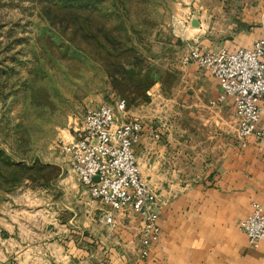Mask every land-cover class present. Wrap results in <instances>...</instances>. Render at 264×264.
Instances as JSON below:
<instances>
[{"label":"rangeland","instance_id":"rangeland-1","mask_svg":"<svg viewBox=\"0 0 264 264\" xmlns=\"http://www.w3.org/2000/svg\"><path fill=\"white\" fill-rule=\"evenodd\" d=\"M263 1L0 0V150L10 163L0 164V264L60 259L50 246L95 228L109 208L91 204L62 153L90 112L107 106L139 120L172 153L190 129L206 134L183 60L246 46ZM44 9L57 23L58 13L88 15L117 42L98 49L53 26Z\"/></svg>","mask_w":264,"mask_h":264},{"label":"crops","instance_id":"crops-1","mask_svg":"<svg viewBox=\"0 0 264 264\" xmlns=\"http://www.w3.org/2000/svg\"><path fill=\"white\" fill-rule=\"evenodd\" d=\"M259 18L261 29L238 49L264 40V9ZM200 40L204 47L207 39ZM184 69L196 102V119L206 134L190 129L183 144L178 143L180 150L172 153L166 140L156 142L153 131L144 126L133 149L142 179L161 203L160 240L142 259L141 220L127 212L115 215L116 225L109 226L105 218L112 212L106 208L92 220L95 228L69 231L51 244L60 259L47 264H264V254L253 250L239 229V223L251 214L252 204L264 207V138L249 137L247 147L242 148L234 104L230 99L220 100L223 91L218 80L193 64ZM116 120L117 124L134 121L127 115ZM260 125L264 128V101Z\"/></svg>","mask_w":264,"mask_h":264},{"label":"built area","instance_id":"built-area-1","mask_svg":"<svg viewBox=\"0 0 264 264\" xmlns=\"http://www.w3.org/2000/svg\"><path fill=\"white\" fill-rule=\"evenodd\" d=\"M196 65L209 71L223 91L220 100L230 99L237 117V139L242 148L252 136L264 138L261 127V103L264 101V40L251 48L235 51L220 49L202 52L193 50L183 65ZM124 108V104L122 108ZM144 132V124L134 120L117 124L114 111L107 106L90 112L77 130V137L63 145L73 172L88 188L91 204L101 202L112 212H132L141 220L143 250L141 258L148 257V248L160 240L159 210L161 203L155 190L142 179L134 154ZM156 140L160 139L157 134ZM98 178V183L94 179ZM106 223L115 226L112 214ZM239 229L250 247L264 254V207L252 204V212L239 223Z\"/></svg>","mask_w":264,"mask_h":264},{"label":"trees","instance_id":"trees-1","mask_svg":"<svg viewBox=\"0 0 264 264\" xmlns=\"http://www.w3.org/2000/svg\"><path fill=\"white\" fill-rule=\"evenodd\" d=\"M43 14L46 19L52 23L53 26H55L56 28L60 26L63 33L69 30H72L74 34L80 33L86 41L91 42L98 49L105 50L107 46H115L117 42L115 33H113L112 31L108 30L107 33H104L105 30L102 28L95 31L93 21L88 15H83L80 13H67L64 15H60V13H58L56 17L59 19L55 18L59 22L57 23V21L50 17L51 13L48 9H44ZM6 157V153L0 150V164L5 162L7 163V165L10 164L5 160ZM11 166L14 165L11 164ZM16 166L18 165H15V167Z\"/></svg>","mask_w":264,"mask_h":264},{"label":"water","instance_id":"water-1","mask_svg":"<svg viewBox=\"0 0 264 264\" xmlns=\"http://www.w3.org/2000/svg\"><path fill=\"white\" fill-rule=\"evenodd\" d=\"M98 181H99L98 178H95V179H94V182H95V183H98Z\"/></svg>","mask_w":264,"mask_h":264}]
</instances>
